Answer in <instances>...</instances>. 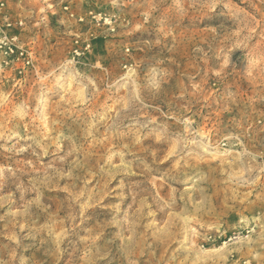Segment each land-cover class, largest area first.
<instances>
[{"label":"rangeland","instance_id":"obj_1","mask_svg":"<svg viewBox=\"0 0 264 264\" xmlns=\"http://www.w3.org/2000/svg\"><path fill=\"white\" fill-rule=\"evenodd\" d=\"M7 1L0 264H264V0Z\"/></svg>","mask_w":264,"mask_h":264},{"label":"built area","instance_id":"obj_2","mask_svg":"<svg viewBox=\"0 0 264 264\" xmlns=\"http://www.w3.org/2000/svg\"><path fill=\"white\" fill-rule=\"evenodd\" d=\"M7 2L0 0V18L3 20V25H0V55L7 65L19 63V71L23 73L33 67V56L21 45L19 35L10 30L15 26L22 27L23 21H13L9 18L6 11Z\"/></svg>","mask_w":264,"mask_h":264}]
</instances>
